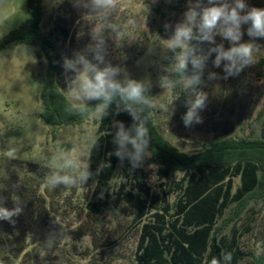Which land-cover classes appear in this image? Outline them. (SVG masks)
<instances>
[{
  "label": "rangeland",
  "instance_id": "rangeland-1",
  "mask_svg": "<svg viewBox=\"0 0 264 264\" xmlns=\"http://www.w3.org/2000/svg\"><path fill=\"white\" fill-rule=\"evenodd\" d=\"M190 2L195 0H121L112 21L121 24L123 37L111 29L103 30L106 54L99 66L120 67L130 78L149 80L156 105L151 114L159 131L186 152H196L204 143L222 139L264 138V38L255 40L260 48L254 52V64L238 76L205 81L198 86L199 91L208 94L207 106L201 112L203 124L189 129L181 121L191 89L160 87L161 77L175 78L171 71L174 54L165 47V41L183 21ZM75 3L76 0H43V25L64 58L83 52L97 63L87 50L94 43L96 22L86 19L87 10ZM245 3L249 8H264V0ZM168 4L175 7L168 9ZM29 16L28 0H0V39ZM129 20L134 23L129 24ZM247 27L242 26L241 42L251 40ZM193 43L198 44L201 54L214 47L209 42ZM216 43H223L226 49L231 46L219 36ZM214 58L215 53L207 61L206 72L212 70L223 75L222 67L213 68ZM62 71L63 88L69 97L68 82L74 74L64 68ZM46 75L47 62L37 53L36 46L13 42L0 50V197H3L0 206L14 208L16 197L23 208L20 215L12 218L14 223L0 220V264H137L142 224L150 215L134 223L135 210L125 202L112 204L103 213L90 211V204L97 198V180L93 177L83 187L52 189L45 183V177L54 171L48 161L61 150L75 146L77 157L84 152V162L90 165L91 148L84 141L88 133L97 137L100 120L90 116L77 125H48L40 116V91ZM123 75L122 72L118 79H123ZM176 98L175 115H171L172 101ZM122 162L119 161L105 188L112 198L116 197L119 183L125 181ZM141 167L146 171L148 184L160 193L183 175L175 171L166 176L164 167L153 161L151 155ZM177 198V193H173L170 200L173 203ZM234 224L243 231L241 248L250 254L240 264H257L256 258L264 259V198L234 204L218 221L223 233H230ZM49 235L56 236V244L46 250L44 243ZM22 248L24 251L17 257Z\"/></svg>",
  "mask_w": 264,
  "mask_h": 264
},
{
  "label": "trees",
  "instance_id": "trees-1",
  "mask_svg": "<svg viewBox=\"0 0 264 264\" xmlns=\"http://www.w3.org/2000/svg\"><path fill=\"white\" fill-rule=\"evenodd\" d=\"M175 4H168V9ZM29 18L18 28L0 39V50L13 42L37 47V53L47 62V75L40 91V116L53 127L77 125L87 118L70 115L65 109L70 98L63 88L64 56L59 45L43 25V0H28ZM149 95L152 96L151 91ZM97 101L89 102L94 106ZM90 117V116H89ZM131 128L133 120L127 112H116L115 104L109 114L100 118L97 146L90 149V170L95 173L103 165L97 180V198L89 206L94 213H103L110 205L127 203L135 210L134 223L146 216L142 224L136 260L137 264H210L212 258L223 261L226 252L232 253L230 264L250 254L240 246L243 231L235 224L230 233L221 232L218 221L234 204L240 205L250 198H264V138L222 139L204 143L196 152H186L171 143L159 131L153 115L149 114L151 159L162 165L166 176L175 171L182 177L173 180L161 193L148 184L143 167L133 168L125 158L116 197L112 198L106 186L113 179L120 159L114 155L115 122ZM239 184L236 185V180ZM130 183V184H129ZM177 193L176 202L170 197ZM24 249L17 252V257ZM257 264L264 259L256 258Z\"/></svg>",
  "mask_w": 264,
  "mask_h": 264
},
{
  "label": "clouds",
  "instance_id": "clouds-1",
  "mask_svg": "<svg viewBox=\"0 0 264 264\" xmlns=\"http://www.w3.org/2000/svg\"><path fill=\"white\" fill-rule=\"evenodd\" d=\"M75 6L86 9V19L96 22L92 33L94 43L88 45L87 50L93 53V59L97 63H93L83 52H75L72 58H64V70L74 74L68 82L67 90L71 103L65 110L70 115L81 118H103L108 116L110 106L115 104L117 113L127 112L133 120L131 128L126 129L124 123L119 121L113 124L116 128L113 143L117 146L114 155L121 161L127 158L133 168H138L151 155L148 123L150 110L156 107L153 97L149 95L151 82L130 78L120 67L99 66L104 63L106 54L103 30L111 29L118 37H123L121 24L112 21L121 6V0H76ZM128 23L132 24L134 21L129 20ZM243 25H248L247 35L251 38L249 42H241ZM217 36L227 40L231 46L226 49L223 43L217 44ZM257 38H264V8H249L245 0L190 2L183 21L175 26L173 35L165 41V47L174 54L175 62L171 71L175 73V78L163 76L160 79V87L165 90L191 89V95L185 101L186 111L181 115L185 128L190 129L204 123L201 112L207 106L208 94L199 91L198 86L205 81L228 80L254 64V52L260 48L255 43ZM193 41L209 42L214 47L209 48L207 54H201L198 44ZM213 53L215 58L212 66L217 69L222 67L223 75L212 70L206 72L207 61ZM122 72L123 79H118ZM177 99L172 101L171 115H175L174 101ZM91 101L97 103L90 106ZM84 142L89 148L96 147L97 137L88 133ZM84 161L85 153L80 152L77 157L75 146L61 150L48 161V166L54 171L45 177L46 185L52 189L60 186L83 187L90 178L98 176L103 170L101 164L93 173L89 163ZM13 199L16 201L14 208L0 206V220L14 223L12 218L22 213L19 199ZM2 204L3 197H0V205ZM55 244L56 236L49 235L44 248L51 250ZM231 260L232 253L226 252L223 261L230 264ZM210 264L221 262L214 257Z\"/></svg>",
  "mask_w": 264,
  "mask_h": 264
}]
</instances>
